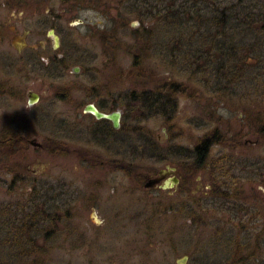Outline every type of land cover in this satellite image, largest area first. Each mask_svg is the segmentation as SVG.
<instances>
[{"label": "rangeland", "instance_id": "374dc122", "mask_svg": "<svg viewBox=\"0 0 264 264\" xmlns=\"http://www.w3.org/2000/svg\"><path fill=\"white\" fill-rule=\"evenodd\" d=\"M22 1L25 8L19 7V1L14 0L12 9H8L0 0V128H5L13 118L21 123V114H26L31 118L30 127L26 130L38 142L56 138L66 141L71 146V153L75 147L89 148L104 157L117 158L120 155L125 162L139 163L142 160L146 169H158L165 164L145 158L149 156L151 145L153 156L167 158L177 164L183 158L195 157L194 147L205 134L218 129L231 138L236 132L241 143L233 142L223 147L213 144L209 148L211 150L207 156V166L211 169L217 158L224 156L225 170L221 173L214 172V176L205 172L197 180L199 183L193 184L200 189L203 185L204 192V184L209 185L216 180L220 189L231 193H228L230 197L223 193L221 198L210 200L206 204L210 210L207 217H202L201 220L197 217L188 219L185 223L187 225L176 228V240L185 243L178 254L189 252L193 256L198 248L204 246L201 248V255L216 252V260L221 264H228L235 254L234 247L237 244L238 248L247 241L253 243L255 236L264 235V229L251 228L252 221L245 210L248 202L246 194L251 188L254 190L258 185L264 189V185L260 183L261 174H264V139L260 137L258 143L254 144L243 143L246 140L253 143L257 139L256 128L259 125L256 124L255 114L264 115L263 30L252 29L251 26V30L237 31L242 30L238 26L234 34L226 37L223 34L213 35L203 26L199 29L203 38L198 35L197 39L190 41L188 36H195L196 30L181 17H177L179 21L175 22H170L171 18H168L163 27L157 28L156 25L151 29L152 35L149 34L150 29L144 34L138 32L140 38L137 41L141 52L136 53L149 68L144 73L131 77L127 71L132 69V55L123 60V54H117L119 60H122L119 65L121 72L116 67L106 66L105 61L109 60L111 53L102 51H109V48H103L98 40L90 36L91 32L87 34L85 24L75 25L76 21L68 20L67 10L60 0H49L41 8L38 7V0ZM45 12L47 15H43ZM127 15L130 18L128 25L134 19L137 20L136 15ZM78 17L89 24L103 20L96 17L92 10L81 11ZM143 21L148 24L150 20L145 17ZM50 27H55L56 35L64 41L60 49L73 53L74 58H80L79 64H76L79 73L75 74L70 67L44 69L32 62V56L39 51L45 55L54 54L51 49L52 40L46 35ZM130 29V26L125 27L120 35L132 45L136 38L130 40L126 36L131 35ZM76 37L80 41L76 42ZM72 40L76 48H73ZM199 42L204 43L201 51ZM223 42L228 47L232 45L239 53H250V65L242 69L245 75L238 83L228 81L230 75L227 67H230V63L224 65L220 61L227 60L230 55L219 50L218 46H223ZM210 45L216 46L211 49ZM117 72L121 73L119 77ZM156 80L164 85L156 84ZM173 83L183 87L186 92L176 93L178 111L175 121L170 122L167 127L166 119L156 114L155 105H142L139 96L149 95V91L155 90V87L170 89ZM30 90L40 95L38 102L31 106L27 103V92ZM132 93H135L134 96H131ZM106 98L112 99L106 107L113 105L114 110L122 112L119 118L125 134L122 145L115 137V141L108 138L106 143L93 139L85 126L91 120L81 112L84 105ZM71 153L62 157L55 152L38 153L31 147L26 157L24 180L15 178L16 182L11 189L9 184L12 174L0 168V264H19L21 261L24 264H41L40 261L32 263L39 253H51L44 256L43 264H110L106 260L114 253L112 251L108 257L103 248L119 247L123 236L133 234V224L124 223V227H132L128 229L130 232L125 230L119 235L115 232L116 229L111 230L106 233V239L102 233L98 246L103 248L95 250L80 241L71 254V250H68L77 243L74 239L66 240L61 232L56 237L49 233L43 238L49 228L42 227L45 222L42 220V207L56 203L54 189L57 182L64 189V195L60 197L62 200L58 202H63L68 199V190L73 189L71 184L86 191L90 188L89 182L92 183V179L103 178L108 172L101 166L93 167L80 161L79 157ZM124 184L125 192L133 189L137 191L135 193L143 194L131 179L125 177ZM40 188H43V194L46 188L50 190L42 195ZM235 189L238 190V195H232ZM131 192L130 195L125 193L126 197L120 198L115 205L123 204L139 209L144 201L137 199V194ZM193 192V197L200 198L198 191ZM82 214L86 215L83 218L88 224L98 220L92 212L86 213L83 210ZM94 251L100 254L94 255L90 261ZM198 254L199 251L195 257ZM237 255L239 257L240 254ZM178 257L175 256L173 260ZM251 263L264 264V256L254 258Z\"/></svg>", "mask_w": 264, "mask_h": 264}, {"label": "flooded vegetation", "instance_id": "af4514ba", "mask_svg": "<svg viewBox=\"0 0 264 264\" xmlns=\"http://www.w3.org/2000/svg\"><path fill=\"white\" fill-rule=\"evenodd\" d=\"M1 1L3 2V6L8 9H12L14 0ZM18 1V6L22 8L24 5L21 4V2L23 1L17 0V2ZM47 1L49 0H38L40 4L38 7L41 8V6H43L45 2L47 3ZM60 1L64 4L67 10L68 20L70 19L72 22L76 21L77 23H75V25L85 24L86 28H88L86 33L88 34L91 32L90 36H93L96 40H98V42L102 44L103 48H109V51L103 50L102 53H111V57L108 58L109 60L105 61L106 66L110 68H120L119 65L122 60L120 61L117 57L118 53L123 54V57L121 56V58L124 60V58L129 59V55H132V57L134 54L137 55L136 51L141 52V46H139L137 41L140 38L138 32L141 31V33L144 34V32L150 29L149 34H151V29L154 28V26L157 25V28L163 27L165 21H168V18H172L175 15L181 17L180 19H183L184 22L186 21L187 24L191 25V27L196 30L195 33L197 34L195 36H188L190 41L195 38L197 39L196 36L198 35L200 38H203L200 33L201 27L203 26L207 27V30L213 33V35L223 34V36L226 37L234 34L238 26H240L242 30L238 29L237 31H245L246 29L251 30V26L252 29H257L254 21L262 20L263 22L261 24L264 27V12H262L264 11V0ZM25 7L26 6H24V8ZM260 8L262 11H255ZM84 10H92L96 17H99L100 19L103 18V20H99V22L95 24L85 23L82 18L78 17L80 12ZM51 14H53V12H51ZM127 14L136 15L137 20L134 19L135 21L130 22L128 25L130 18ZM43 15H47V13L45 12ZM145 17L150 20L148 24L143 21V18ZM170 22L173 21L171 20ZM128 26L131 27L130 32L132 33L131 35L126 36H129L130 40H132L133 37L136 38L132 45H130L129 42H126L125 37L122 38L120 35L122 29ZM136 26H139V28H136ZM49 29L54 30L55 27H50ZM48 32L46 35L50 40H52V37L48 35ZM54 32V35H56V30H54ZM56 36L58 37V35ZM152 38L154 39V36H152ZM58 40H60V43L57 49L53 48L54 40H52L51 43V49L54 54L45 55V53L43 54L42 51H39L36 55L32 56V62H35L36 64L38 63L37 66H41L44 69H48L50 67L65 69L70 67L72 68V71H74V69H77L78 71L79 68L76 67V64H79L80 58H74V56H72L73 53L69 54V52L61 50L60 46L62 42L64 43V41L60 37H58ZM74 40H76V42L80 41L79 37H76ZM199 44V50L201 51L204 47V43L199 42ZM72 45L74 48L75 42L73 40ZM214 46L216 45H210L209 47L212 49ZM220 61H222V59ZM74 72L75 74L79 73V71ZM159 89L161 94L159 93L155 96L160 95L162 98L159 97L158 101L165 99L164 96H168L167 90L162 92L161 88ZM159 89L155 87V90L152 92H157ZM29 92H27V96H29ZM111 100L112 99L106 98L105 100H98L86 104L81 112L85 114L89 120H91V122H89L90 124H85V126L93 139L106 143L108 138L113 142V137H115L117 138V142L122 145L124 143L123 138L125 134L123 132V126L121 127V121L119 126L115 128L113 126L114 123L107 118L98 119L94 117L93 114L85 111L86 106L93 105L101 113H115L118 109L114 110L113 105H109L111 106L110 108L106 107ZM158 101L156 102V107H160ZM165 104L166 103H164L163 106L164 108H167ZM158 110L160 109L158 108ZM257 115L259 117L260 113ZM260 116L263 117L261 119L264 122V116H262V114ZM20 118L22 120L21 123H17L18 119L16 118V120L13 118L14 120L12 119V121L7 125L9 127H23L21 130L23 133L18 136L19 139L12 140L10 143V145H14L13 149L9 151L10 158L12 159L10 169L13 170L9 172L12 174L10 178L11 183L9 184L10 189L13 183L16 182V179L22 181L24 180L23 174L26 171V157L28 150H30L31 147L38 153L47 151L48 154H52L55 152L62 157L67 155L66 153H71V146L67 145L66 141L54 138L38 142L36 137H32L26 130L27 127H30L29 122L31 121V118L26 114H21ZM69 128L72 129L71 127ZM256 131L258 137L253 143H250L247 140L243 143L254 144L256 142L258 143V139L260 137L264 139V126L256 128ZM237 135L238 134L235 132L233 133V136H230L231 138L228 137L227 140H224L221 143L213 144L223 147L225 144L226 146H229L230 143L233 142L234 144L241 143V140L237 137ZM33 139H35V141L40 145H32L30 141ZM148 152L149 156L145 158L152 159L155 163L164 162L165 164L158 169L153 167L146 169L143 166V162H141L142 160L139 163L131 161L125 162L121 159L120 155L117 158H113L111 156L104 157L99 152L91 151L89 148L80 149L79 147H75L72 149L71 154L75 155V157H79L80 161L85 162L86 164L89 163V165L93 167L101 166L103 169L108 170V172L104 174L103 178L98 177V179H92V183L89 182L90 188L88 187V191H83L80 187H76L75 184H71L73 189L68 190V199L63 202H58V200H62L60 197L64 195V189L61 188L62 185L57 182L54 189V198L56 203L52 205L46 204L42 207L44 208L42 209L44 210V217L42 220L45 221H43L44 223H42V227L49 228L43 238H46L49 233L53 234V237H56V235L61 232L66 236V240H69L70 238L74 239L77 243L74 244L73 248L70 246L68 251L71 250V254L76 250V244L80 243V241L85 243L89 248L95 250L101 249L103 246L99 247L98 244H100L102 239V233L104 235L103 238H105L106 233L111 232V230L113 231L116 229L115 232L121 235L125 232V230L134 227L132 230L133 234L130 233V236L128 235L126 237H122L119 247L114 248V246H105V248H103V251H107L108 257H110L109 255L112 251L116 256L112 255V257L108 258L106 262L110 264H116V261L117 264H221L215 258L218 257L216 252H211L207 256L200 254L201 248L204 246L198 248L193 256L190 255L189 252H186V254L183 253L182 255L178 254L182 248H184L185 243H181L176 240L178 237L174 236V232L176 228H182L187 225L185 223L186 221L188 222V219H194L197 217L201 220L202 217H207V213H210L209 208L206 206L207 202L209 203L211 201H215L216 198H221V196H223L221 194L223 193H227L225 195L231 194L226 189H220L216 180L209 185H207V183L204 184V192L202 191L203 183L201 184V189L193 186L195 182L199 183L197 180H200L201 175L205 172L206 174L211 173V176H214V172L221 173L224 171V156L217 158L216 164H214V166L210 169V167L206 164L207 159L203 160V163L201 164L198 163V165H192V167H190L188 164L192 163L195 157H192V159L183 158L180 163L175 164L174 162L167 160V158L153 156L154 151L152 145L149 147ZM15 161L18 163L21 162V165H18ZM220 162L222 163L219 164ZM129 164L132 165L134 170L133 173L125 172V167ZM254 175L256 174H253V176ZM125 177L129 178V180L131 179L132 182L138 186L136 187L137 189L139 188L138 191L143 192V194L139 195L135 193L137 191H134L133 189L129 192H125L123 189L125 185ZM261 177L262 179H260V183L264 185V174H261ZM151 179H157L158 181L155 182V185L151 184V186H149V181ZM39 185L43 186V184L40 183ZM50 188H46L44 194L43 188H40L42 195H46V191L50 190ZM199 189L201 192H199ZM108 190L110 192L106 193ZM195 190L201 194L200 198L193 197V191ZM131 191L137 194V199L144 201L139 209H135L134 206L130 207L123 204L115 205V202L119 201L120 198L126 197L125 193H128L129 195L132 194ZM235 192L232 193V195H236L238 190L235 189ZM246 195V200L248 202L245 210L252 221L250 223L251 228H259L262 230L264 229V189L259 188L257 185L254 190L251 188V191ZM228 197H230V195ZM81 210H84L86 213H94L98 220L91 221V223L89 222L88 224V222L83 218L84 216L86 217V215H83ZM124 223L133 225L132 227L126 228L124 227ZM128 232L130 231L128 230ZM206 243L204 244L206 245ZM229 246H231V244ZM237 246L234 247L235 254H233L232 260L238 256L237 254H245L246 251L252 249L253 251H251L252 253L247 256V260L250 261V264H253L251 261H253L254 258H263L264 256V235L255 236L253 243L247 241V244H241L238 248ZM237 250L241 253H238ZM197 251H199V254L195 257V255H197ZM49 254L51 253L44 255L39 253V255L34 258L32 263H38L40 261V263L43 264L45 260L44 258ZM96 254L99 255L100 253H91V258H89V260L92 261V258H94V255ZM175 256H179L180 258L178 257L176 260H173L175 259ZM90 263L92 264L93 262Z\"/></svg>", "mask_w": 264, "mask_h": 264}, {"label": "trees", "instance_id": "16d2710c", "mask_svg": "<svg viewBox=\"0 0 264 264\" xmlns=\"http://www.w3.org/2000/svg\"><path fill=\"white\" fill-rule=\"evenodd\" d=\"M255 11L259 12V11H262V9L260 8V9H257ZM262 12H264V11H262ZM177 17H178V15H175L174 17L171 18V20L173 22H175V20H178V19H175ZM262 22H263L262 20L254 21L255 26H257V29L260 31H262V30L264 31V27L261 24ZM218 47L220 48L219 50L230 54L229 57L227 58V60L224 59L221 61L224 64L230 63V67H227L228 68V74L230 75V78H228V81H233V83H235V82L238 83L241 80L240 78H242L245 75V71H243L242 69L247 68L250 65V62L248 60L250 53H243L242 51H240L242 53H239V52L235 51V49L232 45H229V47H228L225 44V42H223V46H221V44H220ZM142 60H143L142 57H139V56L134 54L133 61L131 63L132 69L129 72L127 71V73L131 77L136 76L137 73L138 74L144 73L145 70H147L146 68H149V67H146V65H144ZM118 69L120 71V68H118ZM120 72L116 73L118 77L121 75ZM150 78L152 81L154 80L152 77H150ZM157 83H161V81L156 80V84ZM162 85H164V83ZM0 87H2V85H0ZM171 87L172 88H170V89H167L168 87L167 88L161 87L162 92H165L167 90L168 96H164L165 99L160 100V101H158V99H159V97L162 98V96H160V95L155 96L156 94L160 93L159 92L160 89L157 92L156 91L152 92V89H151V91H149L150 92L149 95L139 96L141 99L140 103L142 105L149 106V107H152L155 105V108L157 111L156 114L157 115L159 114L166 119L165 125H167V127H169L170 122L175 121L174 117L176 115V111H178V108H177L178 97H176L177 96L176 93L186 92V90L183 87H180V85L176 86L173 83V84H171ZM151 92H152V96H150ZM134 94L135 93H132L131 96H134ZM157 101H158V104L160 105V107H156ZM164 103H166L165 106L167 108H164V106H163ZM158 108L160 110H158ZM260 115L258 117V115L255 114V119H256L255 121H256V124L259 125V127L264 126L263 125L264 122L261 119L263 117H261ZM262 116H264V115H262ZM22 129H23V127H21V126H18V127L17 126H14V127L13 126H11V127L6 126L5 128L4 127L0 128V168L6 169L7 172L13 171L12 169H10L12 159L10 158L9 151H11L13 149L14 145H10V143L12 142V140H18L19 139L18 136L21 133H23L21 131ZM227 139H228V137H226L225 132H223V131L221 132L220 130L218 131V129L212 131L211 134H205L204 136H202L201 139L196 143V146L194 147V149H195L194 161L192 163L188 164V166L192 167V165L196 166V165H198V163H200V164L203 163V160L207 159V156L211 150V149H209L211 147V145L213 143H215V144L221 143ZM16 163L18 165L19 164L21 165V162L20 163L16 162ZM125 172L126 173L134 172L131 164H129L125 167ZM251 251H253V250L251 249L249 251H246L245 254L239 255V257H235V259H233V260L230 259L228 264H250L249 263L250 261L247 260L248 259L247 256L252 253ZM243 255H246V256H243ZM19 264H24V263H23V261H21V262H19Z\"/></svg>", "mask_w": 264, "mask_h": 264}, {"label": "water", "instance_id": "95a60500", "mask_svg": "<svg viewBox=\"0 0 264 264\" xmlns=\"http://www.w3.org/2000/svg\"><path fill=\"white\" fill-rule=\"evenodd\" d=\"M54 33H55L54 30L49 29L48 35H50L52 37V40H54L53 48L54 49H57L59 47L60 40H58V37L56 35H54ZM74 71L78 72L77 69H74ZM28 94H29V96L27 98L28 105L31 106V105L36 104L38 102V100H39L40 95L37 94V93H35V92H33V91H30ZM85 111L93 114L94 117H96L98 119H105V118H107L108 120H110V121H112L114 123L113 126L115 128L118 127L119 124H120L119 118H120L121 112L118 111V110H116V112L115 113H112V114H109V113H105L104 114V113L99 112L95 106L88 105V106L85 107ZM30 142H31L32 145L33 144H35L36 146L37 145L38 146L40 145L39 143H37L35 141V139L31 140ZM157 181H158L157 179H155V180L154 179H151L149 181V186H151V184L152 185L153 184L155 185V182H157Z\"/></svg>", "mask_w": 264, "mask_h": 264}]
</instances>
